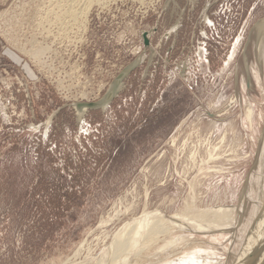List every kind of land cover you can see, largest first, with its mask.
Masks as SVG:
<instances>
[{"label":"rangeland","instance_id":"374dc122","mask_svg":"<svg viewBox=\"0 0 264 264\" xmlns=\"http://www.w3.org/2000/svg\"><path fill=\"white\" fill-rule=\"evenodd\" d=\"M263 20L264 0H0V264L242 256L261 190ZM129 68L107 108L79 114ZM157 214L168 231L138 255Z\"/></svg>","mask_w":264,"mask_h":264},{"label":"bare ground","instance_id":"6f19581e","mask_svg":"<svg viewBox=\"0 0 264 264\" xmlns=\"http://www.w3.org/2000/svg\"><path fill=\"white\" fill-rule=\"evenodd\" d=\"M259 28H260V31H264V20L260 23ZM249 118H250V116H248V119ZM261 142H263L262 148H261V155H260V166H261L260 169L261 170H260V177H259V179H260L259 183H260L261 190L259 192V197H258L259 199L257 198L258 203L254 204V206H255L254 213H253L254 214V218H253L254 220H253V223L251 224L252 226H249L250 228H249V231L247 232L246 239H248V237L252 233L254 234L256 232V234L253 236L254 239L252 240L250 247L246 249V252L242 256L235 259L233 264H264V241H263V239H264V135H263V141H261ZM204 214H206V213H204ZM240 216H241V214H240ZM186 218H195L194 220H189V221H192V224H194L192 226L195 228L211 230L210 227L207 226L208 222L206 221V219H204L205 215L202 219H201V217H194L193 214L187 215ZM231 221H234V219H232ZM164 223L165 222H164V220L160 214L159 215L157 214L153 220L149 221V227H153L156 225L159 232L154 231L152 233H149V232L146 233L145 238H142L143 241H140L141 245L139 246V250L137 251L138 255H139L141 250L152 246L151 243H152L153 239L159 233L168 231V228L164 225ZM195 224H197V225H195ZM199 224H203L205 226H199ZM243 239H245V238H243ZM245 240H244V242H245ZM128 241H130L129 238L126 242H124L125 244H123V245H120V244L114 245V250H115L114 252H115V255L117 257H120L122 255V254H119L120 250H122V253H123V252H126V251L132 249L131 245L129 244ZM261 248L263 249V252H261L260 255H257ZM256 252H257V254H256ZM188 259L190 260L191 258H188ZM175 262H177V260ZM181 263H182V261H181ZM174 264H176V263H174ZM184 264H187V263H184ZM189 264H190V262H189ZM192 264H193V262H192Z\"/></svg>","mask_w":264,"mask_h":264},{"label":"water","instance_id":"95a60500","mask_svg":"<svg viewBox=\"0 0 264 264\" xmlns=\"http://www.w3.org/2000/svg\"><path fill=\"white\" fill-rule=\"evenodd\" d=\"M145 39H147V37L144 36ZM145 43H147V41H145ZM129 68L128 70L124 71L116 80V84L115 87L111 88L110 91L106 94V96L102 99V101L100 103H96V104H89V105H77L76 108L78 109V111L80 112L79 114L82 115L84 111L86 110H94V109H105L109 106V104L111 103V101H113V99L116 97L117 92L120 90V84L122 82V80L128 75V73L130 72ZM247 85H248V81L249 78L247 76Z\"/></svg>","mask_w":264,"mask_h":264}]
</instances>
